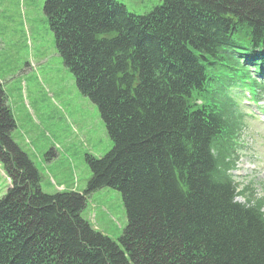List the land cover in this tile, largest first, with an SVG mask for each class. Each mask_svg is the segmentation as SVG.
<instances>
[{
	"label": "trees",
	"instance_id": "trees-1",
	"mask_svg": "<svg viewBox=\"0 0 264 264\" xmlns=\"http://www.w3.org/2000/svg\"><path fill=\"white\" fill-rule=\"evenodd\" d=\"M43 13L112 147L85 157L82 194L46 195L9 138L0 91V163L11 180L0 264H264V200L235 202L229 173L240 98L264 94V0H160L142 16L114 0H46ZM105 188L126 214L117 241L82 218Z\"/></svg>",
	"mask_w": 264,
	"mask_h": 264
},
{
	"label": "rangeland",
	"instance_id": "rangeland-1",
	"mask_svg": "<svg viewBox=\"0 0 264 264\" xmlns=\"http://www.w3.org/2000/svg\"><path fill=\"white\" fill-rule=\"evenodd\" d=\"M45 1L0 0V91L14 126L9 138L33 165L42 193L82 194L90 179L85 157L102 158L112 144L96 107L77 91L56 52ZM114 1L136 16L160 4ZM244 103L243 112L251 116L243 120L229 172L241 192L239 204L264 200V94L252 112ZM9 184L0 164V198ZM82 218L113 241L127 225L119 193L106 188L87 198Z\"/></svg>",
	"mask_w": 264,
	"mask_h": 264
}]
</instances>
